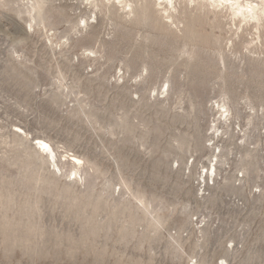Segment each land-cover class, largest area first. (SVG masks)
<instances>
[{
    "label": "rangeland",
    "instance_id": "rangeland-1",
    "mask_svg": "<svg viewBox=\"0 0 264 264\" xmlns=\"http://www.w3.org/2000/svg\"><path fill=\"white\" fill-rule=\"evenodd\" d=\"M114 1L0 0V264H264V13Z\"/></svg>",
    "mask_w": 264,
    "mask_h": 264
},
{
    "label": "bare ground",
    "instance_id": "bare-ground-1",
    "mask_svg": "<svg viewBox=\"0 0 264 264\" xmlns=\"http://www.w3.org/2000/svg\"><path fill=\"white\" fill-rule=\"evenodd\" d=\"M119 4L121 3L123 7L129 8L130 11L132 6L130 4V0H116ZM114 1V2H116ZM158 4L164 6V11L168 13L167 17H171L173 14L171 10L177 8L176 1L177 0H157ZM194 1V0H190ZM211 4L217 5V7L228 8L233 12V15H240L241 17H245L246 19H258V21L263 17L264 13V0H206ZM101 3V2H100ZM95 4V3H94ZM238 17V16H237ZM40 144V148L43 149L49 155L54 157V147L48 141L43 139L38 140ZM76 161L82 163V160L76 158Z\"/></svg>",
    "mask_w": 264,
    "mask_h": 264
}]
</instances>
